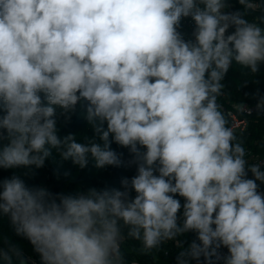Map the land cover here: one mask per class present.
Listing matches in <instances>:
<instances>
[{"label":"clouds","instance_id":"obj_1","mask_svg":"<svg viewBox=\"0 0 264 264\" xmlns=\"http://www.w3.org/2000/svg\"><path fill=\"white\" fill-rule=\"evenodd\" d=\"M234 66L264 116V0H0V221L17 238L0 230V264H127V240L264 264V160L219 102ZM78 110L83 141L60 134ZM53 150L131 175L29 183Z\"/></svg>","mask_w":264,"mask_h":264},{"label":"trees","instance_id":"obj_2","mask_svg":"<svg viewBox=\"0 0 264 264\" xmlns=\"http://www.w3.org/2000/svg\"><path fill=\"white\" fill-rule=\"evenodd\" d=\"M247 81V91H251L257 85L252 83L253 76L247 70H241L234 66V69L229 73L225 80L224 95L219 98L220 103H228L231 101L255 102L243 96L240 89L244 82ZM260 87L264 89V79L261 80ZM78 113L73 116L71 122L61 129V136L67 133H75L78 141H83L85 136L92 135L91 128L88 126L86 120ZM264 132V117L260 115H253L249 129L244 133L246 137V147H254V142L258 140ZM115 147V145H114ZM54 170L58 171L59 176L54 175ZM70 173L65 177L64 172ZM7 175V173H3ZM131 175L123 169H108L101 172L94 167V161L90 159L88 166L85 169H80L79 166L73 165L71 160H61L56 150H53V155L46 161L45 167L37 171L34 179H30L29 183L40 184L49 187L55 191H69L71 192L77 185L87 188L89 186L102 187L105 183L110 186H119V181L122 176ZM0 230L13 240L17 238L12 234L6 220L0 221ZM188 239H191L188 236ZM21 246L28 252L30 247L26 241H19ZM122 250L125 252L127 264H174L175 251L171 245L166 246L160 252H154L148 255L142 254L140 244L138 241L127 240L122 245ZM168 254L165 255L164 252Z\"/></svg>","mask_w":264,"mask_h":264},{"label":"built area","instance_id":"obj_3","mask_svg":"<svg viewBox=\"0 0 264 264\" xmlns=\"http://www.w3.org/2000/svg\"><path fill=\"white\" fill-rule=\"evenodd\" d=\"M221 104L230 124L234 125L235 131L238 134L241 131L245 132L249 129L252 116L256 114L254 110L249 111V108L253 107L255 102L231 101ZM254 144L253 148L247 147L250 152V162L264 160V132ZM133 264H137V262L134 261Z\"/></svg>","mask_w":264,"mask_h":264}]
</instances>
